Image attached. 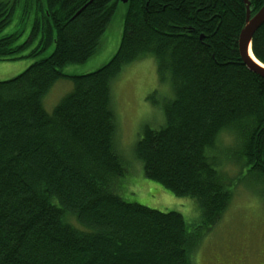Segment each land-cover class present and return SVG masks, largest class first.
<instances>
[{
	"label": "trees",
	"instance_id": "16d2710c",
	"mask_svg": "<svg viewBox=\"0 0 264 264\" xmlns=\"http://www.w3.org/2000/svg\"><path fill=\"white\" fill-rule=\"evenodd\" d=\"M12 1L0 2V60L51 51L0 80V264H193L232 197L235 180L218 159L233 154L231 164L239 160L264 183V77L238 55L243 1L129 0L111 58L71 76L63 68L95 53L121 0H30L27 11L29 0ZM263 3L250 0L252 13ZM29 10L39 19L30 15L28 37L17 43L7 26ZM251 47L264 64V24ZM146 54L174 96L162 107L163 124L142 129L134 158L144 178L194 198L200 215L192 223L120 194L127 165L117 149L111 83L121 66ZM65 78L71 92L45 109L43 96ZM155 94L148 96L154 103ZM223 132L238 146L220 151Z\"/></svg>",
	"mask_w": 264,
	"mask_h": 264
},
{
	"label": "rangeland",
	"instance_id": "374dc122",
	"mask_svg": "<svg viewBox=\"0 0 264 264\" xmlns=\"http://www.w3.org/2000/svg\"><path fill=\"white\" fill-rule=\"evenodd\" d=\"M0 2L6 3L9 7L13 1ZM29 3L30 1H25V11L28 10ZM124 8V4L118 5L95 53L83 63L65 66L64 75L91 72L111 58L121 36ZM20 13L21 11L18 13V20L12 17L11 21L16 22H10L11 24L7 26L8 31L15 30L20 35L17 43L28 37L32 22L30 15L37 19L40 16L37 11L29 10L23 16H19ZM33 46L30 45L22 54H29ZM50 51L51 49L34 57L0 60V80L16 76ZM72 86V82L67 78L56 81L42 98L44 108L51 110L71 92ZM111 91L117 129V149L127 165V177L123 180L121 196L153 209L177 211L191 223L198 221L199 207L194 198L175 196L158 182L144 178L141 165L134 158V144L142 129L145 126L158 128L163 124L162 107L174 96V86L170 79H163L160 75L158 63L153 55H140L120 67L112 79ZM153 92L156 93V103L148 99ZM216 145L220 151H229L237 147L238 143L235 136L223 132ZM227 156L234 157L233 154ZM227 156L222 155L218 162L219 167L228 166V175L235 180L231 191L232 197L212 229L202 238L194 254L193 264H264V183L256 179L254 173L247 174V167L241 166L239 160L231 164Z\"/></svg>",
	"mask_w": 264,
	"mask_h": 264
},
{
	"label": "water",
	"instance_id": "95a60500",
	"mask_svg": "<svg viewBox=\"0 0 264 264\" xmlns=\"http://www.w3.org/2000/svg\"><path fill=\"white\" fill-rule=\"evenodd\" d=\"M127 1L129 0H121L123 4L127 3ZM242 1L245 5V19L237 39L238 55L247 69L264 77V64L255 58L251 47L255 31L264 24V3L255 13H252L250 0Z\"/></svg>",
	"mask_w": 264,
	"mask_h": 264
},
{
	"label": "bare ground",
	"instance_id": "6f19581e",
	"mask_svg": "<svg viewBox=\"0 0 264 264\" xmlns=\"http://www.w3.org/2000/svg\"><path fill=\"white\" fill-rule=\"evenodd\" d=\"M255 59V58H254ZM256 60V59H255Z\"/></svg>",
	"mask_w": 264,
	"mask_h": 264
},
{
	"label": "flooded vegetation",
	"instance_id": "af4514ba",
	"mask_svg": "<svg viewBox=\"0 0 264 264\" xmlns=\"http://www.w3.org/2000/svg\"><path fill=\"white\" fill-rule=\"evenodd\" d=\"M30 1V0H29Z\"/></svg>",
	"mask_w": 264,
	"mask_h": 264
}]
</instances>
